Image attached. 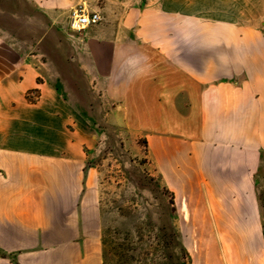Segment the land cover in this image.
Returning <instances> with one entry per match:
<instances>
[{
  "label": "crops",
  "instance_id": "obj_1",
  "mask_svg": "<svg viewBox=\"0 0 264 264\" xmlns=\"http://www.w3.org/2000/svg\"><path fill=\"white\" fill-rule=\"evenodd\" d=\"M2 1L0 264H104L97 181L70 99L116 100L182 213L227 217L214 264H264V0H101L72 57L83 98L48 81L18 31L31 4L43 43L45 12L77 1Z\"/></svg>",
  "mask_w": 264,
  "mask_h": 264
},
{
  "label": "rangeland",
  "instance_id": "obj_2",
  "mask_svg": "<svg viewBox=\"0 0 264 264\" xmlns=\"http://www.w3.org/2000/svg\"><path fill=\"white\" fill-rule=\"evenodd\" d=\"M76 1L74 6L86 7L85 0ZM92 2L100 12L102 1ZM35 9L30 4L18 14V21H23L18 31L21 28L23 36L29 38L22 43L28 59L42 61V73L48 81L67 91L71 87L72 94L76 92L83 98L85 76L72 57L83 44L89 27L73 30L70 9L45 12V39L38 44L42 16ZM37 50H43L44 55L32 56ZM70 100L74 101L77 119L73 126L86 139L85 171L91 170L97 181L104 264H191L196 255L214 264V258L224 256L223 245L229 241L230 233L218 225L227 227V217L182 213L174 193L155 167L147 136L136 130L124 110H115L116 100ZM258 191L264 206V167L258 176Z\"/></svg>",
  "mask_w": 264,
  "mask_h": 264
},
{
  "label": "built area",
  "instance_id": "obj_3",
  "mask_svg": "<svg viewBox=\"0 0 264 264\" xmlns=\"http://www.w3.org/2000/svg\"><path fill=\"white\" fill-rule=\"evenodd\" d=\"M102 15L99 11L90 10L84 5H76L70 9V27L73 30H83L99 23Z\"/></svg>",
  "mask_w": 264,
  "mask_h": 264
}]
</instances>
